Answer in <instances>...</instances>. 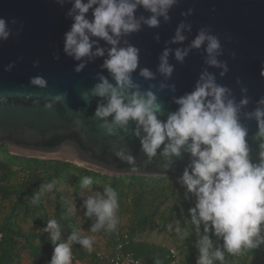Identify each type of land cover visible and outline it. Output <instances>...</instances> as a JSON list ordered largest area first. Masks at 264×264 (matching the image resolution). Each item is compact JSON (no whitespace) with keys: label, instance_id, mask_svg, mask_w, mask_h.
Instances as JSON below:
<instances>
[{"label":"clouds","instance_id":"9594fccd","mask_svg":"<svg viewBox=\"0 0 264 264\" xmlns=\"http://www.w3.org/2000/svg\"><path fill=\"white\" fill-rule=\"evenodd\" d=\"M63 6L70 3L65 13L72 23L63 37V52L78 63L74 71L80 72L85 67L84 58L91 61L96 57H105L101 67L106 69L110 78L98 75L99 82L84 97H99L94 117L100 121L99 127L108 136H115L117 130L128 131V125L134 124L132 135L139 139L141 151L147 157L146 163L159 155L163 160L161 167L168 171L173 158L187 154L189 162L184 167L177 183L185 189L186 200L194 198V204L188 209L186 225H191L198 239L195 248L198 251L196 264H223L225 253L236 255L242 249L252 250L264 245V96L256 101L252 111H243L249 102L247 88L241 87V99L237 102L232 90L216 82V77L203 70L196 80L192 91L179 97H173L177 106L175 111L160 119L164 107L157 95L133 80V72L139 63V49L121 38L139 32L141 26L156 28L163 18L167 22L169 12L178 0H55ZM149 13L137 16V9ZM89 13H91L89 17ZM192 13L189 9L187 16ZM15 19L0 17V41H6L12 34L10 25ZM191 24L181 22L170 43L183 42L184 31H190ZM19 32V29L17 30ZM156 39H159L157 36ZM106 42L107 49L99 47V41ZM204 46L205 64L222 69L223 77L229 68L227 63L217 59L222 55L220 39L206 26L198 30L197 35L187 48L174 50L177 62L192 49ZM165 48L159 56L157 71L165 79L171 77L174 70L168 62L169 53ZM235 55L234 53L232 54ZM58 58V57H54ZM38 61H34V66ZM14 63L4 66L11 71ZM145 80L155 79L147 68L139 72ZM237 84L241 81L237 78ZM30 84L44 89L47 82L41 76L30 78ZM175 91L174 85L160 84ZM3 99V97H0ZM64 99L63 93H48L44 109ZM38 103V101H35ZM241 113L245 120H255L256 137L260 140L258 162L249 157L247 142L248 129L241 123ZM109 117L111 119H109ZM119 160L131 165L130 171H138L134 157L125 148L114 153ZM55 181L41 185L39 192L32 199L37 204L45 193L53 191ZM93 184L91 176H84L81 188L88 189ZM84 215L95 217L91 232L111 231L117 224L116 212L119 207L116 191L110 184H105L102 191H92L83 201ZM171 228V226H169ZM47 233L54 245L49 264H71L72 245L77 243L93 251V241L80 232H72L65 242L61 239V226L56 219H50L40 230ZM175 232L180 239L190 235L187 227L181 228L179 222ZM217 243L214 247L213 239Z\"/></svg>","mask_w":264,"mask_h":264},{"label":"water","instance_id":"95a60500","mask_svg":"<svg viewBox=\"0 0 264 264\" xmlns=\"http://www.w3.org/2000/svg\"><path fill=\"white\" fill-rule=\"evenodd\" d=\"M70 7V3L60 6L55 0H0V17L17 21L10 25L9 38L0 41V97H3L0 99V147L5 146L14 156L58 160L109 177L167 178L177 183L189 162L187 154L173 158L170 169L165 171L159 151L146 163L139 139L132 135L134 124L128 125L127 132L117 130L115 136L106 135L99 127L100 121L94 113L97 104L103 101L99 97L85 98L83 93L99 82L97 74L111 82L107 70L101 67L107 53L91 61L84 58L85 67L80 72L74 71L82 61H75L63 52L64 33L72 23L65 15ZM189 9H192L190 15H182ZM136 15L147 17L149 13L138 8ZM169 17L167 22L161 18L159 27L142 25L139 32L121 38V46L127 40L139 49L133 80L141 90L153 85L151 90L164 107L159 118L163 120L168 112L175 111L173 97L192 91L205 69L216 77L218 84L232 90L237 102L241 99V87H246L250 102L242 113L252 111L256 101L264 96V0H178ZM181 22L191 24V30L183 32L186 37L183 42L170 43ZM206 26L220 39L223 51L217 59L226 62L229 68L223 77L220 76L222 69L205 64L203 45L190 50L183 63L174 57L175 49L187 48L198 30ZM98 46L110 47L103 40ZM165 48L173 50L168 62L174 70L168 79L157 71L159 56ZM34 61H38L35 66ZM9 63H14V67L5 71L4 66ZM143 68L150 70L155 79L140 77ZM35 76L44 78L47 87L40 89L31 85L30 78ZM161 83L174 85L175 91L168 87L158 90ZM48 93H63L64 99L46 110ZM242 113L241 123L248 129L249 157L256 163L260 151L257 124L255 120H245ZM121 148L134 157L138 171L131 172V165L115 157V151Z\"/></svg>","mask_w":264,"mask_h":264},{"label":"trees","instance_id":"16d2710c","mask_svg":"<svg viewBox=\"0 0 264 264\" xmlns=\"http://www.w3.org/2000/svg\"><path fill=\"white\" fill-rule=\"evenodd\" d=\"M84 176H91L93 180L88 189L80 186ZM52 181L56 182L53 191L45 193L37 204H33L32 199L41 185ZM105 184H110L117 193V224L111 231L93 233L91 226L95 217L84 215L83 194L102 191ZM184 192L178 183L167 178L109 177L58 160L14 156L2 146L0 264H49L54 245L48 234L40 230L50 219H56L61 226L58 243L65 242L76 231L90 238L97 236L109 251L116 245L115 233L118 232L127 235L123 251L145 264H169L171 247L179 252L182 264H196L198 251L194 245L198 237L192 226L185 224L194 198L186 200ZM177 222L182 229H189L190 235L186 239H180L175 232ZM154 236L163 239L160 243L148 240ZM212 239L214 247L221 243L215 237ZM99 251L94 242L91 253L73 243L71 262L109 264L97 256ZM223 264H264V245L252 250L242 249L236 255L225 253Z\"/></svg>","mask_w":264,"mask_h":264},{"label":"built area","instance_id":"2783aa9c","mask_svg":"<svg viewBox=\"0 0 264 264\" xmlns=\"http://www.w3.org/2000/svg\"><path fill=\"white\" fill-rule=\"evenodd\" d=\"M116 245L109 251L105 248L100 250L97 256L107 261L109 264H145L142 260L134 258L131 253H125L123 246L127 241V235L124 233H115ZM2 241V234L0 233V243ZM169 264H182L181 256L179 252L171 247L169 249Z\"/></svg>","mask_w":264,"mask_h":264},{"label":"rangeland","instance_id":"374dc122","mask_svg":"<svg viewBox=\"0 0 264 264\" xmlns=\"http://www.w3.org/2000/svg\"><path fill=\"white\" fill-rule=\"evenodd\" d=\"M88 195H90V193H89L88 191H87L86 193H84V194H83V200L86 199ZM74 211H75V212H78L77 209H75ZM91 238H92L93 242H94L96 245H98L99 250H103V249H105V246H104L103 242H102L100 239H98L97 236H95V235H91ZM162 239H163V238H162L161 236H154V237H150V238H148V240L154 241V242H156V243H158V242L160 243V242L162 241ZM163 243L167 244V242H163ZM71 264H72V262H71Z\"/></svg>","mask_w":264,"mask_h":264}]
</instances>
